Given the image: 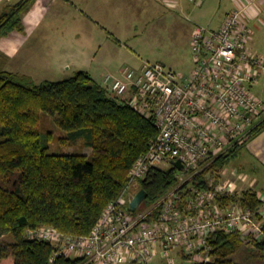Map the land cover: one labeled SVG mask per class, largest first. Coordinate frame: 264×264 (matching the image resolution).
<instances>
[{"label": "built area", "instance_id": "1", "mask_svg": "<svg viewBox=\"0 0 264 264\" xmlns=\"http://www.w3.org/2000/svg\"><path fill=\"white\" fill-rule=\"evenodd\" d=\"M248 3L230 12L218 29L195 26L189 75L145 62L139 69L124 66L119 76L104 79L114 99L156 117L158 134L130 169L127 189L105 208L89 235H66L54 227L27 231L28 238L53 246L52 261L195 264L214 260L210 238L218 232L238 233L244 243L264 239V204L245 209L248 181L235 168L216 166L251 140L264 117V101L252 92L264 61L250 46L255 2ZM178 160L182 170L173 165ZM170 167L178 170L179 183L153 204L132 211V183L154 169ZM256 192L264 202V194Z\"/></svg>", "mask_w": 264, "mask_h": 264}, {"label": "trees", "instance_id": "2", "mask_svg": "<svg viewBox=\"0 0 264 264\" xmlns=\"http://www.w3.org/2000/svg\"><path fill=\"white\" fill-rule=\"evenodd\" d=\"M29 2L22 0L1 14L0 38L24 29L21 15ZM50 116L65 132L59 143L74 148L73 153L51 151L57 138L43 127ZM263 129L264 121L252 138ZM157 134L154 115L114 99L87 71L35 85L29 77L0 70V238L13 239L0 244V264H83L67 257L52 261L53 246L28 238L27 231L54 227L66 235H89L105 208L127 189L130 169ZM241 147L222 157L217 168L229 166ZM177 174L174 167L157 168L142 179L141 189L148 194L143 206L174 188ZM242 203L250 210L264 204L251 189L244 192ZM210 243L214 260L195 264H242L231 257L243 250L264 258V239L244 243L238 233L218 232Z\"/></svg>", "mask_w": 264, "mask_h": 264}, {"label": "rangeland", "instance_id": "3", "mask_svg": "<svg viewBox=\"0 0 264 264\" xmlns=\"http://www.w3.org/2000/svg\"><path fill=\"white\" fill-rule=\"evenodd\" d=\"M21 1L1 2L0 16L3 12H11ZM62 3L63 0H30L21 15L24 29L13 31L7 38H0V70L29 77L35 85L46 81H62L73 77L78 71L92 70L93 78L105 86L104 79L107 76H119L124 66L140 68L145 62L161 63L180 75H189L194 67L191 42L195 26L217 28L222 11L224 14L226 10H216L212 1L203 7H196L188 1L179 9H157L143 16L145 21L125 25L121 31L122 42L118 43L121 49L107 48L105 43H100L101 37L95 33L96 39L93 40L92 35L93 41L89 40L92 45L89 52L87 49L86 53L80 54L85 43V35L81 34L85 15L72 6L60 7ZM72 49L76 50L77 56H70ZM113 55L115 60L105 63L106 58H112ZM252 92H255L254 86ZM50 117L44 118L43 127L56 135L51 151L57 154L73 153L74 148L59 143L58 139L65 136V132L57 126L56 117ZM78 150L92 153L90 149ZM237 161L232 157L230 168H235ZM140 189L141 181H134L128 194L134 197ZM12 242L11 237L0 238L1 245ZM231 258L236 263L264 264L261 253L247 250ZM158 262L156 260L150 264Z\"/></svg>", "mask_w": 264, "mask_h": 264}, {"label": "crops", "instance_id": "4", "mask_svg": "<svg viewBox=\"0 0 264 264\" xmlns=\"http://www.w3.org/2000/svg\"><path fill=\"white\" fill-rule=\"evenodd\" d=\"M4 1L5 0H0V3ZM16 1L19 0H14L15 3ZM188 1L189 0H63L60 7L66 8L72 6L77 12H81L85 15L86 21L81 23V34L83 33L85 35L83 39L85 43L83 49L81 48L80 50V54H84L87 49V52H89L92 46L89 40H91V36H94L95 33H98V36L101 37L100 43H105L107 48L110 46L112 50L113 48L119 50L121 47H118V43L122 42L121 31L126 27L125 25L133 24V22L145 21L143 16L157 9H179L183 3ZM209 1L214 3L216 10L226 9L224 14L222 11L221 19L218 20V27L215 28L218 29L224 18L230 12L238 6L249 4L248 2L251 0H203L199 4H193L196 7H203L210 5ZM253 1L255 3L250 9L249 24L254 30V36L250 42V46L264 61V0ZM223 4H226L225 7H223ZM34 8L36 9V7ZM95 39L94 36L93 40ZM70 56H77L76 50L72 49ZM114 57L113 55L112 58H106L107 62L105 63L112 62L115 60ZM87 72L93 77L94 73L92 70ZM254 91V95L264 101V72L261 74L259 83L254 85ZM234 158L238 160L235 169L243 174L244 179L248 181L246 186L264 194V129L254 135L244 147H241L236 152ZM250 183L253 185H250ZM262 209L264 211V206Z\"/></svg>", "mask_w": 264, "mask_h": 264}, {"label": "water", "instance_id": "5", "mask_svg": "<svg viewBox=\"0 0 264 264\" xmlns=\"http://www.w3.org/2000/svg\"><path fill=\"white\" fill-rule=\"evenodd\" d=\"M173 165L177 167L179 170L183 169V164L180 160L174 161ZM145 180L146 178L144 179V181ZM147 196H148L147 191L144 188L140 189V191L135 195L132 202L130 203V209L132 211H137L139 207L145 202Z\"/></svg>", "mask_w": 264, "mask_h": 264}]
</instances>
